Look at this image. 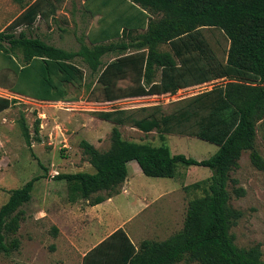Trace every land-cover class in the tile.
<instances>
[{
	"label": "trees",
	"instance_id": "trees-1",
	"mask_svg": "<svg viewBox=\"0 0 264 264\" xmlns=\"http://www.w3.org/2000/svg\"><path fill=\"white\" fill-rule=\"evenodd\" d=\"M67 1L35 0L0 33V88L39 102L71 101L67 87L81 86L85 78L78 59L98 74L108 103L226 82L172 103L169 111L158 104L93 112L114 125L112 145L105 153L93 146L85 150L94 173L53 178L66 181L70 196L89 200L92 207L104 203L120 193L132 161L151 178L172 179L179 164L205 167L213 175L206 194L189 203L181 231L136 247L120 228L90 250L83 264H264L259 246L240 249L234 242L230 232L240 215L230 205L228 190L244 152L264 171V158L256 149L258 136L264 143V0H83L84 12L100 19L98 28L87 34L89 45L78 51L56 47L24 30L17 34L22 28L30 31L38 20L50 23ZM217 33L226 38V49L214 41ZM17 51L23 52V60ZM109 54L117 57L103 65ZM6 72L13 74L12 81ZM122 82L128 85L122 87ZM15 103L16 98L0 96V114ZM124 126L156 131L163 139L194 137L218 151L203 161L172 155L166 147L124 141L119 129ZM23 134L31 147L26 125ZM42 178L12 190L0 208L1 254L20 249L16 235L23 221L21 207L31 202Z\"/></svg>",
	"mask_w": 264,
	"mask_h": 264
},
{
	"label": "rangeland",
	"instance_id": "rangeland-1",
	"mask_svg": "<svg viewBox=\"0 0 264 264\" xmlns=\"http://www.w3.org/2000/svg\"><path fill=\"white\" fill-rule=\"evenodd\" d=\"M34 1L0 0V33L6 31ZM97 27L98 18L85 13L80 0H68L50 23L38 20L30 31L22 28L17 34L24 30L28 36L39 37L56 47L78 51L83 45H89L87 34ZM216 40L224 49L228 47L226 38L220 33L216 34ZM162 49L167 50V47ZM17 57L23 60V52L17 51ZM116 57L117 54L104 56L103 65ZM77 63L83 68L85 78L81 86L67 87L71 99L68 102H39L0 88V96L17 99V103L0 115V208L8 201L12 190L23 187L35 177H43L35 184L31 202L21 207L23 221L16 235L21 247L9 256L0 253V264H80L84 238L101 226L103 211L95 210L89 200L70 196L66 181L53 178L59 174L94 173L85 154L87 147L93 146L100 153L111 148L114 126L98 119L93 112L158 104L169 111L174 102L226 83L218 80L180 90L175 95L108 103L104 101L103 88L97 82L98 74H92L81 59ZM6 73L12 81L13 74ZM127 85L128 82L121 83L122 87ZM38 122L39 134H36ZM24 125L29 128L31 147L23 134ZM119 129L124 141L166 147L172 155L182 154L197 161L210 159L218 151L216 145L194 137L170 135L163 139L156 131L144 133L128 126ZM256 149L264 158V143L259 136ZM212 175L208 168L179 164L176 177L151 178L138 173L130 164L128 176L133 187L131 181L130 187L124 183L119 188L120 193L112 197L116 200L109 206L112 210L116 208L113 211L120 219L139 213L133 226L147 217L151 220L169 217L167 221L171 228L168 231L154 236L148 229L145 236L139 237L137 245L144 240L163 241L183 229L189 203L206 194ZM199 182L201 186L195 188L194 184ZM228 190L230 205L240 215L230 232L235 244L240 249L259 246L264 260V171L252 164L250 152L243 153L239 167L232 171ZM128 230L136 236L131 225Z\"/></svg>",
	"mask_w": 264,
	"mask_h": 264
},
{
	"label": "crops",
	"instance_id": "crops-1",
	"mask_svg": "<svg viewBox=\"0 0 264 264\" xmlns=\"http://www.w3.org/2000/svg\"><path fill=\"white\" fill-rule=\"evenodd\" d=\"M80 1L82 2V5H83L84 1L83 0H80ZM153 17L157 18L158 15H153ZM95 18H98V21H99L100 16H97ZM45 103H58V102H45ZM107 111H109V110H107ZM133 162H135V161L130 162L128 165L132 164L134 166V169L138 173H143L142 170L140 169L138 163L137 162L133 163ZM129 181H131V179L128 176L126 181H125V184H124V185H126V187H130ZM132 187H133V182H132ZM115 200H116V197L111 198V199L105 201L104 203L94 207L95 210L101 209L103 211L102 212L103 216L101 218L102 224L98 228V230L94 231L91 234H87V236H85L84 241H83V252L81 253V257L79 259L80 264H83L84 257L86 256V254L90 250L95 248L97 245H99L101 242H103L106 238H108L110 235H112L116 230H118L120 228L125 230V232L127 233V235L129 236V238L131 239V241L133 242V244L136 247H139L137 245L139 237L145 236V233L148 229L151 230L150 232H151V234H154V236H156V235L160 236L164 231H168L171 228L170 222L167 221V219L169 217H165V218L163 217L162 219L155 217V219H152V220H151V218L147 217V218H144L142 221H139L138 224H135L133 226L132 225L133 221L136 219V217L139 215V213H135V215L130 214L129 217L127 216L128 218L127 217L121 218V219L118 218L116 216L117 214L114 213V211H113L116 208L112 210V208H110V206H109V204H113ZM138 210H136V211H138ZM108 224H111V226H108ZM130 225H131V227L134 228V230L136 232V236L134 234L132 235L130 233V231L128 230V227H130ZM148 226H151V227H148ZM111 229L112 230L114 229V230L110 234L105 235L106 233L111 231Z\"/></svg>",
	"mask_w": 264,
	"mask_h": 264
}]
</instances>
